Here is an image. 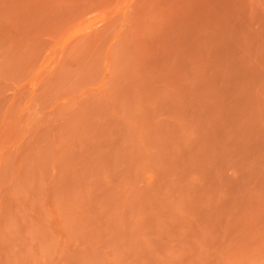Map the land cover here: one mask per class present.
Masks as SVG:
<instances>
[{
  "label": "rangeland",
  "instance_id": "1",
  "mask_svg": "<svg viewBox=\"0 0 264 264\" xmlns=\"http://www.w3.org/2000/svg\"><path fill=\"white\" fill-rule=\"evenodd\" d=\"M0 264H264V0H0Z\"/></svg>",
  "mask_w": 264,
  "mask_h": 264
}]
</instances>
